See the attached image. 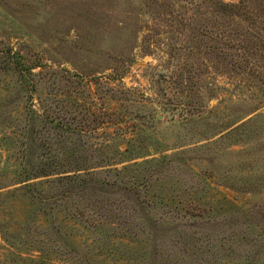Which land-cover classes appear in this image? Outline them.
<instances>
[{
	"label": "rangeland",
	"instance_id": "obj_1",
	"mask_svg": "<svg viewBox=\"0 0 264 264\" xmlns=\"http://www.w3.org/2000/svg\"><path fill=\"white\" fill-rule=\"evenodd\" d=\"M0 264H264V0H0Z\"/></svg>",
	"mask_w": 264,
	"mask_h": 264
}]
</instances>
